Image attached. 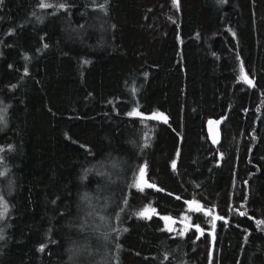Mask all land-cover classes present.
<instances>
[{"label":"trees","instance_id":"16d2710c","mask_svg":"<svg viewBox=\"0 0 264 264\" xmlns=\"http://www.w3.org/2000/svg\"><path fill=\"white\" fill-rule=\"evenodd\" d=\"M0 114V264H264V0H0Z\"/></svg>","mask_w":264,"mask_h":264},{"label":"rangeland","instance_id":"374dc122","mask_svg":"<svg viewBox=\"0 0 264 264\" xmlns=\"http://www.w3.org/2000/svg\"><path fill=\"white\" fill-rule=\"evenodd\" d=\"M241 66H242L241 64H239V63L237 64L236 79H238V80L241 78V76H240ZM155 116L162 118V115H160V114H155ZM2 124H3V121H2V116L0 114V125H2ZM141 167L138 169V171H136V174H135L134 182L136 184L139 183L138 182V172L140 171ZM12 183H13V181L9 177L7 183L4 185V188H3L4 195H5V193L8 194L10 192V190L12 188ZM0 206H1L0 209H2L3 207H2L1 203H0ZM207 208H205V207L203 208V206H201L200 210H198V211L201 212L202 217L205 218L207 221V226L205 228V231L208 234L209 240L211 242L212 236H213V231L215 228V224L219 220V216L215 213L214 210H212L210 208L207 209ZM145 209L148 210L147 214L152 212V209H150L148 207H145L144 209H142V211H144ZM190 213L191 212L184 210L183 213L180 215L178 223H175L173 221L172 217H170L169 215H166V214L159 215V217L161 219L163 227L166 230L176 232V233H182L184 230H186L185 222H188L190 224V222H189L190 221V218H189ZM5 215H6V210H3V209L0 210V225H1V222L3 221V218ZM165 218H168V219H165Z\"/></svg>","mask_w":264,"mask_h":264},{"label":"water","instance_id":"95a60500","mask_svg":"<svg viewBox=\"0 0 264 264\" xmlns=\"http://www.w3.org/2000/svg\"><path fill=\"white\" fill-rule=\"evenodd\" d=\"M244 73L246 74L248 80H251L252 83L249 84V83L245 82L244 79H241V78L238 81L242 84H245L248 87L252 86L253 85V78L251 76H249L245 70H244ZM240 76H241V71H240ZM205 131H206V137H207L208 141L212 144H215L217 142V139H218V131H217L216 121L213 119H209L206 122ZM138 182L140 185H142V184L146 185V186L147 185H154V184L150 183L149 181H147L144 177H143V179H141L140 171L138 172ZM153 188L162 191V189L156 185H154ZM180 200L183 204V209L187 210L188 212H197L198 211L197 209L201 208V201H199L193 197H186V198L184 197V198H180ZM189 227H190V224L188 222H185V228L188 229ZM195 227L198 229V232L201 231V229L198 226H195Z\"/></svg>","mask_w":264,"mask_h":264},{"label":"snow or ice","instance_id":"6c2138e0","mask_svg":"<svg viewBox=\"0 0 264 264\" xmlns=\"http://www.w3.org/2000/svg\"><path fill=\"white\" fill-rule=\"evenodd\" d=\"M41 7H46V5H44V4H41ZM241 79H244L245 80V82H247V83H249V84H251L252 83V81L251 80H248V78H247V76H246V74L244 73V69H243V66H241ZM138 115V113H129V115ZM211 123V122H210ZM216 123H219L218 121L216 122ZM175 166V162H173V167ZM144 173H145V168L144 167H141V169H140V177H141V179H143V177H144ZM146 183V182H145ZM137 187H140V184L138 183L137 185H136ZM147 186H149V187H154V185H147ZM141 190H143L142 188H141ZM197 210H200L199 208L197 209ZM147 209H145L144 211H142V212H140V213H138V215H141V216H145V215H147ZM152 211H154V210H152ZM210 214V213H209ZM165 219H168V218H165ZM42 248H43V246H42ZM42 250V249H41Z\"/></svg>","mask_w":264,"mask_h":264}]
</instances>
